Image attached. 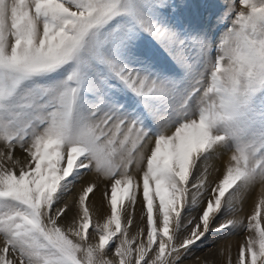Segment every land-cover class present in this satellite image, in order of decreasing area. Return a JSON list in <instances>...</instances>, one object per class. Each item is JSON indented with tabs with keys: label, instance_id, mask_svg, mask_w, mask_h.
<instances>
[{
	"label": "snow or ice",
	"instance_id": "1",
	"mask_svg": "<svg viewBox=\"0 0 264 264\" xmlns=\"http://www.w3.org/2000/svg\"><path fill=\"white\" fill-rule=\"evenodd\" d=\"M174 11L0 0V264H197L241 232L264 264V0L218 40Z\"/></svg>",
	"mask_w": 264,
	"mask_h": 264
},
{
	"label": "rangeland",
	"instance_id": "2",
	"mask_svg": "<svg viewBox=\"0 0 264 264\" xmlns=\"http://www.w3.org/2000/svg\"><path fill=\"white\" fill-rule=\"evenodd\" d=\"M229 2L230 0H172L175 11L170 14V23L174 24L181 31L188 30L193 33L206 32L211 39L218 40L225 28L230 26L231 18H228L226 21L219 20L220 16L227 11V5ZM236 7L239 9L238 3ZM145 43L148 44V41L146 40ZM158 59L161 67H169L163 54H160ZM79 190L80 185H77L76 192L78 193ZM69 200H71V197H69ZM90 206L93 208L92 201ZM249 213L250 209H247L246 206H244V211L240 213V216L244 218L247 217ZM138 217L139 214L137 212V222ZM136 231L137 227L134 223V226L130 229V236L134 235ZM231 239H242L243 241L246 239V233L241 232L240 234L228 237L227 239L211 235L199 249L194 251L191 259L195 260L199 257L197 264H220L218 261L220 258V256H218L220 250ZM235 254L237 255V252H235ZM186 264H191V262H186Z\"/></svg>",
	"mask_w": 264,
	"mask_h": 264
},
{
	"label": "bare ground",
	"instance_id": "3",
	"mask_svg": "<svg viewBox=\"0 0 264 264\" xmlns=\"http://www.w3.org/2000/svg\"><path fill=\"white\" fill-rule=\"evenodd\" d=\"M215 175V174H214ZM103 187V186H102ZM259 196L258 195H254V199H257L258 200ZM250 202V203H249ZM249 204L245 205L246 208L250 209V213L249 215L251 214V210H252V200H249ZM92 203H93V216H94V222H96L99 217L97 215V212H96V209L98 207V203H99V194H97L96 198H94L92 200ZM139 214V212H138ZM100 222H102V220H100ZM242 242V239L238 240V239H231L229 240L223 248H221L220 250V253L218 256H220L219 258V262L221 264V262H223V264H227V260L229 258V254L231 255V259L233 260V262L235 261L236 259V254L235 252H237V249H238V245ZM223 253V254H221ZM217 262V261H216ZM200 264V263H199Z\"/></svg>",
	"mask_w": 264,
	"mask_h": 264
}]
</instances>
